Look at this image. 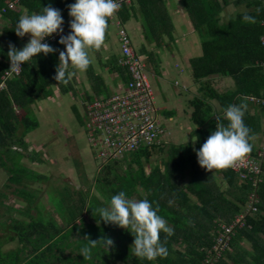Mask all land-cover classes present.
Listing matches in <instances>:
<instances>
[{"label": "trees", "instance_id": "obj_1", "mask_svg": "<svg viewBox=\"0 0 264 264\" xmlns=\"http://www.w3.org/2000/svg\"><path fill=\"white\" fill-rule=\"evenodd\" d=\"M9 1L0 0V17L8 22V28L4 31L6 39L11 42L19 38L14 31L15 24L25 12L41 11L43 6L51 4L60 9L64 24L68 25L71 17L67 5L74 2L20 0L15 9H10L7 7ZM177 2L200 39V55L188 58L190 75L200 94L193 96L189 102L192 108L190 120L194 125L189 135L193 139L195 135L198 139L195 142L190 139L185 145L164 144L140 149L124 156L125 159L131 156L125 168L117 161L101 165L94 180L98 197L89 192L82 193L88 195L86 200L80 196L81 192L71 189V194V190L65 188L62 192L64 211L54 209L61 216L63 226H59L51 216L43 215L42 206L37 203L35 195L28 192L30 184L41 180L42 174L34 175L35 169L27 167L21 160L26 157L35 164L43 161L41 153L36 156L25 142L27 134L38 127L31 106L51 96L53 87L63 94L72 92V83L70 80L67 84L57 83L53 79L58 63L56 52L36 54L35 60L22 64L18 75L5 80V87L0 90V168L6 173V183L2 184L0 190L3 195L6 193L7 200L9 194L23 199L29 209V220L12 223L11 231L2 241H14L15 248L2 251L1 244L0 264H204L214 253L217 223L229 224L242 213L251 191H255L258 200L254 204L255 212L249 211L244 227L234 232L213 264H264V164L252 148L248 155L259 161L260 166V174L256 176L260 181L253 187L252 174L241 179L232 166L206 171L197 163L193 150V147L198 149L215 129L217 120L226 123L224 109L229 104L246 105L243 119L250 128V139L260 132V118L256 113L251 114L249 107L253 105L255 111H262L263 108L250 102L247 97H264V70L261 66L264 46L260 42L264 33L261 26L264 21V0ZM231 5L243 10L223 19V9ZM1 9L4 11L1 12ZM245 13L254 16L255 23L244 22L241 18ZM131 17L141 21L145 41L155 47L160 46L159 32L164 38L173 40V25L165 0H132L122 5L117 14L119 22L123 25ZM57 41L49 44L58 49L61 44ZM7 51L0 48V81L10 65ZM155 57L151 51L144 58L148 70H155ZM112 60L110 71L127 84V69L118 66L115 58ZM85 74L96 95L106 93L102 76L94 73L90 65ZM215 76L229 79L232 89L219 92L212 88L208 80ZM213 100L219 106L217 114L211 104ZM167 116L170 113L167 112ZM154 152L160 155L158 164L146 172L141 158L143 156L147 160ZM121 190L131 199L147 198L154 202L153 206H159L158 214L174 229L171 236L161 233V240L168 250L167 256L148 261L133 255V236L130 232L99 219L96 209L106 207L111 195ZM66 214L68 220L65 222L63 216ZM84 215L96 222H85ZM85 235L92 240L110 237L113 245L108 251L97 246L92 259L83 260L78 251L86 243Z\"/></svg>", "mask_w": 264, "mask_h": 264}, {"label": "rangeland", "instance_id": "obj_2", "mask_svg": "<svg viewBox=\"0 0 264 264\" xmlns=\"http://www.w3.org/2000/svg\"><path fill=\"white\" fill-rule=\"evenodd\" d=\"M171 1L172 4L170 6L168 4L167 10L174 27L176 26V34L173 35L175 40L168 45L166 44L164 46V44L162 43L157 47H153L149 42L151 50L154 51L155 48H159L164 52L167 51L166 53L168 55L163 61H161V63L163 64L162 67L166 69L169 75L163 80L161 69L159 70V73L155 72L156 76L154 77L150 76L151 74H153L151 71H147V73L149 75V80L156 97L155 101L156 108L158 109V119L162 127L166 131H176L175 136H179L178 139L180 141L176 140L175 143L179 144L185 142L187 132L190 130L189 124L187 123L186 112L188 104L185 103V106H179L178 113H176V111H174L173 109H177L175 107V101L178 100L171 97L167 98V96H169L170 94L173 96L174 90H177L178 87H174L173 85V82L176 79L181 83L184 82V79L179 76L176 69L174 68L175 65H177L178 67H183L185 65V54L189 55L190 57L200 55V39L196 32L190 31V25H188L186 21L184 23L178 19L177 15H175V13L173 12V8L177 6V1ZM241 10H243L241 7H234L233 5L227 6L223 9L222 17L223 19H226V17L234 15L236 11ZM5 28H8V22H5L0 17V48L2 49H8L9 43H12L16 48L19 49L24 45V43H26L29 38V35L25 34L24 37H19L16 42H11L10 40L6 39V33L4 31ZM115 29L116 28H114V26L109 25V31L105 33V40L103 45L101 46L102 49L106 47L110 52L113 50L112 44L110 42L115 36ZM129 37L130 40H133L134 35H129ZM132 40L131 43H133ZM162 41H164V37ZM89 53L91 52L89 51ZM102 54L103 52H101V55ZM99 59L100 58L98 57V60ZM93 71L94 73H96L94 69ZM80 73V71L77 73L73 72V83H77L78 86L76 88H72V92L63 94L58 90H55L51 92V96H49L47 99L37 101L32 105V116L38 122V127L30 133L32 135V142H36L38 144V147L36 150L31 151H33L36 156H39L41 153L42 156H40V158L43 161L41 164L36 165L34 164L35 162H32L26 157L21 160L23 164L27 165V167L31 168L32 170L35 169L34 171L36 172L34 175H39V173L42 174L40 175L41 180L36 183L30 184L31 187H28L27 189L28 192L35 195L37 203L42 206L43 215H48L49 217L51 216L52 218H54L59 226H63V222L61 220V216H59V214H57L55 210L57 209L59 211H64L62 208V201H64L65 198L62 196V192L65 188H67V190L73 189L77 192H81L80 196L85 197L86 200L88 199V195H82V193L84 194L89 192L91 194H96L97 197L99 194L94 185V177L96 175V172L100 168V164L94 159L93 151L87 144L85 134V108L88 102L84 98L83 92L81 90H84L83 87L86 86L85 82L88 78L86 76L83 82ZM80 78L82 80H80ZM87 82H89V80ZM209 84L211 86L216 84V90L220 88L222 91L225 90L224 88L226 87V85L230 86L229 81L221 82L220 79H212L211 81H209ZM164 85L166 86L165 90H162ZM193 86V91H195V93L193 92L194 94L192 93V96H200L197 90H195L196 88L194 84ZM167 109L171 111H169L171 115L170 117L179 115V118L175 120V123H171L169 120L164 119V117L162 116V112ZM181 110H184V113H182ZM173 117L171 118L172 121L174 120ZM173 123L177 124V126L171 125ZM176 127H180L179 130L181 132L177 130ZM165 144H171V140H169ZM182 144L185 145L186 143ZM129 158L131 159V156L126 157V159L123 158L125 161L121 162L127 164V159ZM261 158L262 157L260 154V161ZM135 159L137 160L136 157ZM158 161L159 153L154 152L149 159H147L145 162L143 161L144 169L147 170L149 164L157 163ZM5 177L6 173L0 168V189L3 188L1 187L2 184L6 183ZM72 192L73 191L71 190L70 193L72 194ZM5 196H7L6 193L5 195H3V192L0 190V202H4V204H0V246L1 244H3L2 251H8L15 248L14 241H2L3 237L9 234L8 232L11 231L12 223L26 222L29 220V209H27V206L23 199L9 194L7 200L5 199ZM134 200H136V198ZM63 219V221L65 222L68 220L67 214L63 216ZM84 221L91 223L96 222L94 219H90L88 215H84ZM67 253L68 250L66 251V254Z\"/></svg>", "mask_w": 264, "mask_h": 264}, {"label": "clouds", "instance_id": "obj_3", "mask_svg": "<svg viewBox=\"0 0 264 264\" xmlns=\"http://www.w3.org/2000/svg\"><path fill=\"white\" fill-rule=\"evenodd\" d=\"M70 31L63 33L64 17L58 8L51 4L42 7L41 11L22 14L15 24L17 37L29 35L21 48L12 43L8 45L7 58L11 72L18 73L22 64L35 60L36 54L48 55L58 51V63L55 66L53 79L57 83L67 84L73 75V70L85 72L91 61L89 51L99 49L104 43L108 20L120 8L119 0H74L67 5ZM244 22L255 23V17L245 13ZM58 35V44L64 47L58 50L46 41V37ZM246 105L229 104L224 109L226 123L217 120L215 129L200 144L193 147L197 163L207 170H220L231 167L234 162L244 158L252 150L250 128L244 123ZM195 142L198 137L194 135ZM189 142L186 136L185 143ZM184 143V144H185ZM147 198L134 200L121 190L110 197L106 207L96 209L98 217L104 223L121 227L133 236L132 254L148 261L157 257H165L168 250L161 240V233L171 236L174 232L167 221L158 214L159 206ZM86 243L78 253L83 260H90L93 250L99 246L108 251L113 245L110 237H100L92 240L85 235Z\"/></svg>", "mask_w": 264, "mask_h": 264}, {"label": "built area", "instance_id": "obj_4", "mask_svg": "<svg viewBox=\"0 0 264 264\" xmlns=\"http://www.w3.org/2000/svg\"><path fill=\"white\" fill-rule=\"evenodd\" d=\"M20 0H10L7 7L15 9ZM132 0H119L120 8L129 4ZM109 18L116 28V37L119 48L117 64L126 68L129 74V81L120 90L107 97H98L90 101L85 108V134L88 146L93 151L94 159L101 165L107 162L119 161L125 155L136 153L143 148L160 147L166 143V130L162 127L155 103V95L146 65L143 58L138 55L131 46V40L126 28L117 19L120 10ZM4 9H1L3 12ZM264 29V21L261 22ZM70 31L68 25L63 23V33ZM58 35L53 34L46 37L48 43L58 40ZM264 46V33L260 38ZM264 70V61L261 64ZM10 67V65H9ZM20 72V71H19ZM7 69L3 72L0 81V90L5 87V80L8 77L18 75ZM253 104L264 107V97L248 98ZM260 157V154H257ZM259 162V161H258ZM250 155L233 163L232 169L239 173L241 179L252 174V186L255 187L260 179L259 163ZM246 171L247 173H244ZM258 202L255 191L248 195L247 204L243 212L235 216L229 224L217 223L213 256L209 257L204 264H213L219 257L220 250L227 247L230 237L237 229L244 227L245 217L250 212H255V205Z\"/></svg>", "mask_w": 264, "mask_h": 264}, {"label": "crops", "instance_id": "obj_5", "mask_svg": "<svg viewBox=\"0 0 264 264\" xmlns=\"http://www.w3.org/2000/svg\"><path fill=\"white\" fill-rule=\"evenodd\" d=\"M165 2L167 4V6H168V4H169V6L172 4L171 0H165ZM179 7L180 6H179V4L177 2V6H175L173 8V12L175 13V15H177L178 19L181 20V22L185 23V21H186V23H188V25H190L187 16L182 12L181 8L179 9ZM170 19H171V17H170ZM109 25L114 26L111 21H109L108 27H109ZM172 25H173V23H172ZM123 26L126 28V30H127L129 35H132V36L134 35L135 38L133 37V40L131 39L132 42H133V43H131L132 49L136 53H138L143 58V61H144V58H146L147 55L153 50H151V48L149 46V42H146L145 39H144L143 26H142L141 21L140 20H136L133 17H131L130 19L126 20V22H125V24H123ZM175 27L173 25L172 37H173L174 34H176V30H175L176 28ZM189 27L191 28L190 31H194L192 29L191 25ZM108 31L109 30L107 28L106 33ZM114 35L115 36H114L113 40H111V42H110L112 44V49H113L112 51L113 52L112 51L110 52L109 49L106 48V47H104V49L100 48V49H92V50H90L91 53H89V56H90L91 61H92L90 63V66L95 70L96 74H100L101 75V72H102L103 86L106 88L107 91H106V93L96 95L93 92L90 83L87 82L88 81V79H87L86 82H85L86 86L83 87L84 90L83 89L82 90L80 89V90L83 92L84 98L87 100L88 103L90 101H92L93 99H96L98 97H107V96L113 94L114 92L120 90L121 88H123L126 85V84L121 82L120 77H118V75H116V73H112L110 71V69L112 68V63H111V62H113L112 59L115 58V61L117 62V58L119 56V48L117 46L118 42H117V37H116V29H115V34ZM163 37L164 36H162V33L159 32V37H158L159 42H160V44L163 43L164 46L166 44L168 45L169 43H171L172 41L175 40V38L173 37V40H171V41L166 39V38H164V41H162ZM150 45H152L154 47V44L150 43ZM63 47L64 46L61 44L60 47L58 48V50H62ZM98 50H99V54H98ZM161 50L162 49L155 48V50L153 51V52H155L154 55L156 56L154 58V61H156V65L154 66L155 70H151V69L148 70L147 67H146V70L149 71V72L151 71L153 74H151L150 76L154 77V76H156L155 72L159 73V70L161 69L162 70V77H163V78L162 77L161 78L164 80L165 78L168 77L169 74L167 73L166 69L164 67H162L163 64L161 63V61H163L168 54L166 53L167 51L164 52L163 50L162 51ZM101 52H103V54H102L103 56L101 55ZM56 55L58 57V51L56 52ZM98 57L100 58L99 60H98ZM189 57L190 56L187 55V54L184 55V59H185L184 63H185V65L183 67H178L177 65H175L174 68L176 69V71L179 74V76L184 79V82L181 83L180 81H177V79H176L173 82V85H174V87H178L179 89L177 88V90H174V92H173L174 95L173 96L171 94L169 96H167V98L171 97V98H174V99L178 100V101H175V103H176L175 107L177 109H173L174 111H176V113H178V107L179 106H181V105L185 106V103L188 104L187 105L188 111H187V109L185 107L186 112H187V123L189 124V129H190L188 132L186 131L187 132L186 136H188V137H190V135H189L190 131L194 127L192 121L190 120V114L192 112V108L189 105V102H190V100L193 97L192 95L195 93V91H193L194 90L193 84L195 85V82H194V80L192 79V77L190 75V69H189V65H188V58ZM73 72L77 73V72H79V70H73ZM103 72H105L106 75ZM80 74H81V78L83 79V82H84V79L86 78V74H85V72H83V73L81 72ZM83 76H85V77H83ZM81 78H80V80H82ZM212 79H220L221 82H225V81H229L230 82V86L226 85V87L224 88L225 89L224 91H222L220 88H218L217 91L226 92V91L232 89V82L230 80H228L226 78H221V77L215 76V77H212L211 79H209L208 81H211ZM73 80H74V78L71 77L70 81H71V83L73 85V88H76L78 86V84L77 83L74 84ZM165 87L166 86L164 85L162 90H165ZM212 88H214L216 90L217 89L216 84L212 85ZM55 90H57V88L53 87V91H55ZM153 92H154V90H153ZM154 95H155V93H154ZM247 98H249V97H247ZM212 102H211V104L213 106V110L215 111L214 113L217 114L219 112L218 103L216 101H214V100ZM155 103H156V101H155ZM163 106H165V105H163ZM31 108L33 109V106H31ZM262 108H263L262 111H260L259 109H257L255 111L253 105L249 107L250 113L251 114L252 113H256L259 116V118H260V132H258L257 134L253 135V137L250 139V143L252 145V148H253L254 152H256V154L257 153L261 154V157H262L261 161L264 164V107H262ZM169 111L170 110H168V109L164 110L162 112V116L164 117V119L169 120L171 123L172 122L175 123V120L179 118V115H177L175 117L172 116L174 118V120L172 121L171 120L172 117H170L171 115L167 116V112L168 113L171 112V111L170 112ZM181 111H182V113H184V110H181ZM174 123L171 124V125L177 126V124H174ZM176 128H177V130L180 129V127H176ZM172 131H170V130L166 131L167 132V135H166V138H165L166 143L169 140H171V144L172 145H181L182 143H185V142H182V143H179V144L175 143L176 140L177 141H180V140L178 139L179 136H175V132L176 131H174V130H172ZM189 140H190V138H189ZM25 142L27 143L28 148L30 150H36L37 147H38V144L36 142H32L31 133L27 134V136L25 137ZM165 145H168V144H165ZM159 157H160V155H159ZM124 159L117 161V162H119L122 165L123 168H125L126 165L130 163L129 159H127L128 160L127 164H124L123 163L125 161ZM142 160L145 162L146 159L142 156V158H141V162L142 163L141 164L143 165V161ZM121 161H123V162H121ZM156 164H158V162L149 164L148 169L147 170L145 169V171L148 172ZM36 165H39V164H36ZM133 166L136 169V164L135 163L133 164ZM99 167L101 168L100 165H99ZM100 168H99V170H100ZM143 168H144V166H143ZM99 170L96 172L94 180L97 177V174H98ZM137 195L140 196L139 192L137 193Z\"/></svg>", "mask_w": 264, "mask_h": 264}]
</instances>
